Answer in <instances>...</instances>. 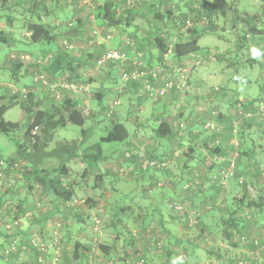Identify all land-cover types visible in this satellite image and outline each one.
Segmentation results:
<instances>
[{
    "label": "trees",
    "instance_id": "16d2710c",
    "mask_svg": "<svg viewBox=\"0 0 264 264\" xmlns=\"http://www.w3.org/2000/svg\"><path fill=\"white\" fill-rule=\"evenodd\" d=\"M68 1H71L72 3V1L74 2L78 0H0L1 44H7V46L10 47L12 41H15L12 34L13 32L10 31L17 28L23 29L26 31V33H28L26 44H34L39 47H42V45L45 47H49V45H55L57 48H59V52L64 54V56L68 59L67 68H65V70L68 72V77L63 78L65 81L74 82L76 84L82 85H90L91 82L96 79L98 75H101L104 69H106L107 71L106 73H104L105 80L111 81L112 84L108 86L102 85L101 90H99V92L96 94V106H92L89 102V109L87 112H85V106L80 105L77 99L68 98V92L65 90L63 91L65 95H61L59 99H56L55 93L49 89V84L55 81L56 76L50 74V76H54V80L51 81L48 79V63H39L37 60L40 56H34L30 53L29 56L31 57V60H25L21 58V55L25 54L26 52H16L13 50H10V53L6 54L5 56L6 61H8V64H6L4 68H7V70H9L12 75V78L16 80L19 85L16 84V82L14 83L17 85V87L14 86L16 88L15 92H12V89L7 87L9 98L5 101V103L0 104V133L7 137H11L17 131L20 130L22 131L21 137L23 138L22 142H20V140L16 141V154L14 156L9 157L8 159H4L6 162H8L6 172L10 171L9 169L13 164L20 163L19 160L23 159L25 162V164H22V166H24V170L26 167L31 166L33 173V178H31L32 180L29 179L26 182L28 184V191H30L31 193L35 187L34 185L36 184V181H38V183H40L42 186V193L44 195L46 193L50 194V196H52L53 199L56 200L59 205L66 204L67 202L72 201L75 198L81 197V195H78L77 193L78 187L80 185L73 184L72 182L69 183L68 180H66V176L68 173V168L65 163L66 160L76 161L79 158H84L87 162V166L83 169L82 177H85L87 173H91L89 167L93 166L98 161H107V158L103 155L102 143L121 142L123 140H127L128 137L130 139L129 126L126 125L125 121L117 117L119 105H117L116 108L112 109V111L110 112L111 102H109V100L113 99V97L120 99V96L125 93H128L131 96H135L136 99L139 100V102H145V100L151 99L148 96L147 91L145 92L138 90L139 83L136 80H129L130 82L126 83L124 85V88H121V90L115 88L120 83V70L124 67L125 71L129 72L135 68L132 61L128 62L127 64H124L123 66L122 64H115L110 60H105L102 64H99V66L97 67L98 69L100 68V70H97L92 75H88V73H86L84 66H96L97 60L99 59L100 54L103 52V46L101 44L98 45V48L100 49L102 47V50H98L96 48L94 53L86 52L83 56L80 57H76L75 55L70 53L71 49L68 48L65 43L68 42L72 44L73 42V39L71 38V36H69L67 31H69V28L71 25H73L74 21L69 18V12L65 9V4ZM124 1L125 0H98V2L96 1L97 7L94 12L97 25H95L94 27L96 28L100 26V28H102V34L104 36L107 35V30L111 32L117 29L119 33H122V36L124 37L119 38L117 43L118 45L115 46V49H121L125 42L128 41L130 43L128 45L129 48L133 49L132 52L129 53L130 56H134L137 51H140L142 53V57L144 58L146 67L142 66L139 70L154 68L156 66H164L168 61V56H170V58H172L173 61H175L176 63L182 64L184 63L186 58L190 57L197 60V58L200 59L198 56H200L202 59L203 55H209L207 54L208 50L203 49L202 46L198 43V39L205 30L213 33L216 32V21H224V19H227V17H230L231 21H233L234 24H238L239 21H242L245 23V26L247 25L246 27L242 26L239 44L235 48V53H242L243 49H245L246 51L248 50L247 54L249 52L252 54L253 50L255 49L257 51H261V54H264V18L262 15H259L260 20L258 21V23H253L251 21L252 16L246 19V17L240 15L241 11L236 6L237 0H187L182 5L185 10H180V2L182 0H134L133 4H124ZM92 3L94 4L93 0ZM162 3H166L168 6L170 5L171 9L167 8L166 10H163ZM118 5H121V9L118 7ZM140 8L141 12L143 10L147 11L146 13L152 14V18L149 19L145 15H142L143 21L138 23L135 22L134 30L124 32V30H128V28H130L132 24L134 25L132 17L135 15H139L138 12ZM174 12H177L176 15L174 14ZM254 12L256 13L257 11ZM155 18L161 21H164L165 19L171 20L173 24L176 25L177 31L175 32V35H173L172 37L170 36V33H173V29L170 28V23H167V21L165 20V22L158 26L152 23ZM76 21L78 22L79 20L77 19ZM201 23L205 24L200 26ZM256 24L258 25L256 26ZM143 28L145 30L148 28L151 31L147 30V36L145 38H140L141 36H139L137 30L138 32H140L143 30ZM73 30L75 33L74 35H76V37L81 34L77 26H75ZM185 30H191L192 32L187 34L185 33ZM64 35H66V37L68 38L63 39L60 45H58V37ZM111 38L112 37H109L108 39L111 40ZM145 40L147 44L151 45L150 50H147V48H145ZM103 41L106 40L104 39ZM103 41L101 43H104ZM253 45L255 46L253 47ZM221 53L217 54L219 58L224 57V53ZM237 55L235 56L238 57ZM251 57V59L255 61L260 58L261 61L259 62V65L261 64L264 67V55H254ZM251 59L249 61H251ZM241 61L242 59L237 61V67L235 70L236 72L238 68L241 67ZM76 62H80L81 64L76 65ZM243 62L246 63L245 60ZM113 71L115 73H113ZM36 73L44 74L46 83L41 80H35L34 74ZM147 77L152 83H154L151 74H149ZM22 78L26 80V83L24 85H27L29 79L30 82L28 85L32 86L30 88H27L26 93H21L20 86L22 84H20V80ZM38 86L40 88H37ZM22 87L25 88L23 85ZM262 88L264 91V85L262 86ZM213 89L214 92H220L221 95H227V90H225V88L218 87ZM175 90L176 87L175 85H173L172 88H170V97L177 95ZM40 91H43L44 93L42 101H40L38 97ZM229 93L231 94V91ZM167 98L169 97H166V99L163 98L161 99V101L159 99L160 102L158 103L166 105V101H168ZM260 99L261 97L258 100ZM238 102L239 106L242 109V114H238L235 111L233 116L234 118H230V138L234 135L232 130L234 119L236 117L240 119L243 117V113L250 110H254V108L251 109L247 107L244 102L239 99L234 100L233 104L237 106ZM15 104H19L21 111L24 115V120L22 122L23 128L20 126L19 122L5 120L4 118L5 111ZM208 111L210 114H212L213 109H208ZM218 112L219 111H217V113ZM201 114H205V111H202L200 114L197 115ZM219 115L220 113H218L216 117H218ZM97 116H101L102 119L104 121H107L108 124L105 126L104 134L99 137V141L94 143L91 147L94 148L96 151H93V153H86L84 154L85 156L82 157L79 154L80 144L82 143V140L84 141L91 134L90 131L96 124L95 121L97 119ZM179 116H181V113L178 115V117ZM247 119L250 120L251 118L243 117L242 124L247 121ZM86 121H89L90 125L87 129H82L81 140L59 141L51 150H45L46 142L49 141L53 136V130L58 127H64L68 123L82 126ZM196 122L190 124L188 127L193 126ZM242 124L238 125V135L240 133L239 129L241 128ZM256 125L260 127V130H262L261 122H257ZM34 127H37L38 130L35 134H32L31 131ZM175 128H178V125L175 124L172 119L167 120L159 116L157 117L153 125L155 136H157V139L159 140L170 137L174 133L177 134V130ZM38 132H41L43 135L39 136ZM133 146L134 148H138L136 145ZM230 146L233 148V150L235 149L233 145L230 144ZM240 147L241 142L240 146L238 147V152ZM129 150L130 148L124 149V152L120 155L121 159L125 161L130 160L134 162V164H132L131 170H128L125 176H129L133 173L136 167L135 164L140 165L136 153L131 152L130 157H126L125 154ZM45 157H50L54 160L59 161V163L56 165L55 168H52L51 170H48L47 168H42L40 164L43 163V159ZM146 157L148 159H156L158 161H162L166 158V156L154 155V149L150 150L149 148H146ZM254 159L255 157L251 156V162L254 161L255 163ZM225 163L227 165L228 161L225 160ZM236 164L238 165V156L236 158ZM257 168L260 171V168L258 166ZM157 169L164 173L166 172L167 168ZM110 170L114 175L123 176L118 171H116V167L111 168ZM108 172L109 170H106V173ZM106 173H103V171L100 170V172L95 177L99 179L100 182H102L101 179L103 178V176H105ZM198 178L200 179V177ZM195 179H197V175L192 179V174L190 173L189 178H186L184 180L185 182H192V184L187 187V189H183L185 192L191 195L194 192L199 193L200 190L202 191L204 186L202 179H200V183L198 184H195L193 182ZM158 182L159 181L156 182V186L158 185ZM20 183L21 182H19V184ZM171 183L170 186L174 187V183ZM91 184L93 185V187L95 186V182ZM17 185L18 184H16V186ZM161 185L165 186L167 184ZM215 186L222 188L220 185L217 186L215 184ZM88 201H91L90 204L88 203ZM176 202L180 204L183 203L182 201L175 199L167 200L166 204L169 210L181 212L182 214H184L187 228L190 230L196 226L199 228L198 235L203 233L201 236L205 237L204 230L206 229L202 225L200 216L196 215L195 223L193 225H190L188 221L189 211L187 210V208L186 210H177L174 206L170 205L172 203L176 204ZM85 203H88L89 208H93L96 205V202L91 198L85 199ZM251 204H253V202H247V205ZM258 205H260V203ZM62 208L64 209L62 210L64 213L65 210H72V208L74 207H67L66 205H63ZM244 212L245 211H242V216H237L236 212H233L232 215H230V217H232V221L235 222L237 225H241L244 223H252V219H247ZM80 219L83 221L84 218ZM138 223L139 224L135 226H130L127 223H123V225L119 226L116 223H112L113 230L115 231L114 238L110 241V243L100 242L98 244L99 255H105V259L112 258L116 262L117 260L115 259V253H112V249L116 246L117 239L122 236H124V240H132L136 237L139 238L140 235L144 236L143 234H140V230L143 231L144 228L150 227V229H152L153 234L150 237L144 236L145 239L152 240V247L154 249L162 250L164 247V241L162 240V238L159 237V234L153 230L154 228L152 226V223H150V220H146V218L144 217L141 220H138ZM0 225H2L1 222ZM6 229L8 231L12 230V226L9 229ZM134 229L137 230V233H133ZM127 232H129V234H127ZM33 233H31L30 235H32ZM241 235H245L247 239H249L245 243L241 242ZM252 236L254 235H250V233L241 232V234L239 233L238 241L243 244H251L254 249L255 245L253 243ZM54 237L55 235L52 233L50 239L44 241H52ZM91 239L92 238L90 237L87 240V245L83 249L84 260H82L81 264L86 263V253L90 250V244L92 242ZM195 239L196 237L190 235L189 239H185L187 240L185 241V243L192 246L195 244ZM13 240H15V238L12 237L11 234H9V236L7 237L8 242H6V244L2 248V250H4V252L8 256L14 251L16 252V250L21 249L22 245H24L21 241L18 240L16 241L14 248L9 250L8 248L12 247L11 245ZM159 240L161 244L157 246V242ZM28 243L29 241H27V244ZM133 243L134 242H132V244ZM28 246L30 247L31 252L35 254V257H38L40 252L30 244H28ZM137 252L138 251H136L135 253V261L140 258V256L137 255ZM163 253L165 255V264H178V262H176V259L180 253L175 255V259L171 257L173 255L171 251H164ZM141 257H143L144 259L143 264H147V258L143 253L141 254ZM168 258H170L171 261H166V259ZM134 264H136V262H134Z\"/></svg>",
    "mask_w": 264,
    "mask_h": 264
},
{
    "label": "crops",
    "instance_id": "0c3cea01",
    "mask_svg": "<svg viewBox=\"0 0 264 264\" xmlns=\"http://www.w3.org/2000/svg\"><path fill=\"white\" fill-rule=\"evenodd\" d=\"M258 9L259 11L256 13L252 10L250 14H248L247 10H244L240 12V15L246 17V19L252 16L251 21L253 23H258L260 18L259 15L264 12V8L263 6H260ZM140 10L141 8L139 9L138 16L142 17L141 15H145L147 11L142 10L141 12ZM257 25L258 24H256V26ZM254 46L255 45H253V47ZM36 48H38V52H41L39 50L40 47L36 46ZM42 49L44 51L46 50L45 48ZM241 58L246 59L244 54L241 55ZM186 60L191 62L192 59L189 57L186 58ZM194 64H191L188 69L189 75H191L192 88L188 90V93L185 94L181 101L188 107L186 113L188 114L187 116L196 115L198 114L196 111L197 106L200 104L199 102L202 100L203 94H205L208 98L206 104L208 105V108L205 110V114L199 115V120L195 123L196 125L194 124L193 126L188 127L181 135L174 133L170 137H167L165 143L161 142L160 144L161 150L158 148H152L154 149V155L156 156H168L173 153V150H178L179 155L174 158L171 167L167 168L166 172L162 173V171H158L157 169V171H153L149 174L151 183L148 179V175L142 173L144 170H142L139 164H135L136 174L143 175L145 179H147L149 187L144 188L145 192L143 194H139V201H136L135 203L138 208H134V213H136L132 215L135 220H141L145 217L146 220H150L152 226L155 225L154 227L159 228V231H161L160 235L167 236V239L164 241L163 249L155 250L158 253L160 260L158 259L157 254L154 256V254L147 252V248L150 249L151 252H154L152 240H146L144 236L140 235L139 238H142L141 241L144 244L142 251L136 241L138 239L137 237L132 240H124V236H122L123 242L127 244L124 249H122L123 251L116 252L115 250L116 248L117 250L120 248V246H117L120 245L119 239H117L116 248L114 247L112 249V253H115L114 255L117 264H134L135 252L139 250H141L142 253L144 252V255L147 257V264H149L150 260L154 258L158 260L156 264H165L164 251H171L173 254L171 256L172 258L181 252L185 255L187 254L186 256L188 257L189 255H192L194 258L193 262L198 264H203L205 262L209 264H237L236 262L238 259L247 256L248 252L253 249L251 244H243L238 241L239 233H250V235L256 234L255 236L260 237V229L264 228V219L260 218L264 208V174L261 173V170L259 171L258 168H255L257 166H255L250 160L253 155L264 157V144L261 142L262 140L258 141L255 138V135L259 137L261 130L260 127L253 122L254 118H251L250 120L247 119L239 129V136L242 144L238 156V174L244 177L247 185L254 188L255 193L250 192L247 185L240 184L235 178L230 179L226 187L220 188L215 186L217 183L213 182L210 177L212 174H216L220 168L226 166L225 160H222L221 158L232 156L233 148L229 144L231 139L229 127L230 118H234L233 116L236 111V106L233 104V101L241 99L247 107L255 109L258 99L264 94L262 88L264 85V72L263 77L260 76L259 80H257V77L253 78L249 72L248 63L246 62L244 65H241L237 72L234 71V79L237 82L236 84L234 83V85H231L234 88H229L226 84L223 85L225 90H227V95H221L220 92H214L213 88H203V81L197 77L200 68H194L196 70L195 72L193 69ZM259 67L264 69L261 64ZM216 75H218L217 72ZM216 75L213 70L207 71V79L205 78L207 83L215 80L218 77ZM25 83L26 80L22 78L20 84L23 85ZM236 86H239V88H236ZM207 89H209L208 92H206ZM229 90L231 91V94L229 93ZM2 94L0 93V96ZM178 97L179 95L177 94L167 98V100L174 101ZM195 100L198 102L194 103ZM190 101H192V103L188 105L187 102ZM168 103L169 102L166 101V105L158 103L153 106V109L158 111L156 112L157 114H155L157 117L159 116L167 120H175L178 117V114L177 116L175 114H168ZM208 109H216L219 111L218 113H220L218 117L214 118L218 124L216 131H209L205 128V122L212 119ZM184 114L185 112L181 113V116L183 117ZM253 124H255V126ZM130 139L128 141H130ZM252 165L254 166V169L249 170V167ZM190 173L192 176L197 175L200 177L204 183L202 191L200 190L199 193L194 192L192 195L185 192L182 188L183 183L185 182L184 180L189 178ZM131 176L132 175L130 174L127 178L129 179ZM104 178L105 176L101 179L102 182H105ZM157 181L159 182L156 186ZM171 182L174 183V187L170 186ZM161 184L167 185L164 186ZM157 188L159 193L151 196V192ZM21 189L23 188L17 187L15 192H13L12 196L14 197L11 198V202L8 204L7 209L1 218L0 264H43L37 262L33 253L19 249L8 256L2 248L6 242H8L7 237L9 234H11L15 240L18 239L19 241H24L29 234L34 232L39 234L43 240H49L57 222H61V235L58 240L61 246L60 264H81L82 260H84L83 249L87 245V240L91 237L89 236V227L88 224H86L88 221L86 220L90 211H92V208L90 209L87 204H84L83 207H74L72 210H65L63 213L62 210L64 209L62 208V204L59 205L52 196L49 195L50 197H47V200L35 202L34 199L31 198L30 191L23 193ZM256 189L259 190L256 192ZM7 194L8 193L5 195ZM4 199L5 196L0 198V206ZM169 199L182 201L186 204L189 213L192 212L195 213V216H200L202 225L206 229L204 230L205 237L201 236L203 233L198 235L199 232L187 236L184 232H181L182 229L185 231H191L192 229L189 230L187 228L184 214L169 210L166 204ZM247 202H253V204L247 205ZM146 203H149V205ZM161 203H165V205H162ZM259 203L260 205H258ZM245 209H248L252 213V223L237 225L232 221L230 215H232L233 212H236L237 216H242V211ZM80 218H84L83 221ZM214 225L223 226V237L220 239V246H215L211 241L208 243L205 240L206 237H209V240L211 239V236L208 233L212 231ZM11 226L12 230L8 231L6 228L9 229ZM127 234H129V232H127ZM190 235L196 237L194 240L195 244L192 246L185 243V238H189ZM132 242L134 243L132 244ZM148 244H150V246ZM237 246L240 248L237 249ZM135 247L137 248L135 249ZM21 249L25 250L26 248ZM199 251L205 253L203 259L198 256L200 255ZM47 257H50V255L48 254ZM105 257V255H102L101 260L105 259ZM166 261H171V259L168 258ZM44 263L49 264L47 262ZM254 263L263 264L260 262H250V264Z\"/></svg>",
    "mask_w": 264,
    "mask_h": 264
},
{
    "label": "rangeland",
    "instance_id": "374dc122",
    "mask_svg": "<svg viewBox=\"0 0 264 264\" xmlns=\"http://www.w3.org/2000/svg\"><path fill=\"white\" fill-rule=\"evenodd\" d=\"M93 1H94V4L91 3L89 6L80 5V3L78 1H74V2L72 1V3H71V1H68L65 4V9H66V11L69 12V18L72 19V21H74L73 25L70 26L69 31H67V33L73 39L72 40L73 41L72 42L73 47L70 50V53L75 55L76 57L83 56L86 52L94 53L96 48L98 50H100L102 48V47L100 49L98 48L99 47L98 45H100V44L103 46V50L108 49V48H113V47L115 48V46L118 45L117 43H118L119 38L124 37V36H122L123 35L122 33H119V31L117 29H115L111 32V37H112L111 40L108 39L106 41H103L104 43H101L102 41H94L95 37L93 39L91 34H92V29L94 28L95 25H97L94 10L97 7L98 0H93ZM126 1L127 0L124 1V4L127 3ZM184 2H185V0H182L180 2V6H181L180 10H182V9L185 10L182 6ZM236 6L240 11L247 10L248 14H250L252 10L253 11H259L258 8L260 6H263V8H264V0H237ZM118 7L120 8L121 5H118ZM139 7H140V5H139ZM162 8H163V10H166L167 8L171 9L170 5L168 6L166 3H162ZM176 13L177 12H174L175 15H176ZM261 15L264 18V12H262ZM145 16L149 19L152 18V14H150V13H146ZM77 19L79 20L78 22L76 21ZM132 20L134 22V25L132 24L130 26V28H128V30H124V32H129V31L134 30L135 29L134 28L135 22L138 23V22L143 21L142 17H140L138 15L133 16ZM154 20L152 21V23H154L158 26H160L166 20L167 23L171 24L170 28L173 29V33H170V36L172 37L173 35H175V32L177 31L176 25L173 24V22L171 20L165 19L164 21H161L157 18H155ZM259 20H260V18H259ZM216 22H215L216 23V27H215L216 32L213 33V32L205 30L198 40V43L201 44L202 48L208 50L209 53L207 52V54H209V55H206V56L203 55L202 59L200 61L197 60L196 62L194 61V59H192L193 61L191 60V62L189 60L188 61L185 60L184 61L185 68L188 70L190 68L191 64H194V63L197 64V65H195V64L193 65V69L194 68H200L199 75L197 77L201 81H203V88H209V89L210 88H218V87L225 88L223 86L225 84L228 85L229 88H234L231 85H234V83L236 84L237 82L235 81L233 74H234V71L236 70V67H237V61L241 60L242 59L241 54H244V57H246V59H242L241 65L245 64V62H243L245 60L248 63L247 65L249 66L248 67L249 72L251 73L253 78L257 77V80H259L260 76L263 77L264 69L259 67V62L261 61L260 58L257 61L252 60L251 59L252 54L250 52L248 54H246L245 49H243L242 53H235V48L237 47V44L239 43L240 34H241L240 32L242 31V26L246 27L247 25L245 26V23L242 21H239L238 24H234L233 21H231L230 17H227V19H224V21L217 20ZM204 24L205 23H201L200 26H202ZM75 26H77L78 30L81 33L78 37H76V35H74L75 33H74L73 28ZM98 27H100V26H98ZM147 30H150V29L147 28L145 30L143 28L142 31L139 30L140 32H138V30H137V33L139 34V36H141L140 38H145L147 36V34H148ZM10 32H13L12 34H13V37L15 40V41H12V43L10 44V47L7 46V44H1L0 43V93L1 94L3 93L0 96V104L5 103V101L9 98L7 87L8 88H10V87L13 88L14 86L17 87L16 84H18L17 81L12 78V75L9 72V70H7V68H4V66H6V64H8V61H6L5 56H6V54L10 53V50H13L16 52H26V53L29 52L27 54L30 55V53H31L34 56L38 55V56H40L39 59L41 61L45 56L49 55V59L46 62V64L48 63V68H47L48 69L47 76H49L48 79L52 81V80H54V76H56V79L53 82V83H55L58 81V79H63V78L68 77V75H67L68 72L65 70V68H67L68 59L64 56V54L59 52L60 51L59 48H57L55 45L54 46L49 45V47H44L42 45V47H40V49H39L41 52H38V48H36V45L26 44L28 33H26L25 30L17 28V29L10 31ZM190 32H192V31L191 30H185V33H187V34H189ZM89 35H90V37H89ZM67 38L68 37H66V35L59 36L57 39V44L60 45L61 41L63 39H67ZM144 44H146L145 48H147V50H150L151 45L147 44L146 40H145ZM42 48H45L46 50L44 51ZM222 51L224 54L221 53ZM220 53L224 55L223 58L218 57L217 54H220ZM235 55H237L238 57H236ZM167 58H168V60H173L172 58H170V56H168ZM250 59H251V61H249ZM75 64L78 65L81 63L76 62ZM84 69L86 70V73H88V75H92L97 70H100V68L98 69L97 66L92 67V65L91 66H84ZM210 70H213L215 72V75L217 72L218 75H216V76H218V77L215 80L209 81L210 83H207L206 75H207V71H210ZM106 71L107 70L104 69L102 71V74L98 75L96 77V79H94L91 82V84L88 85V90H87L88 94L86 95L85 98H86V101L88 103L90 102V104L94 107L96 106L95 101H97L96 94L99 92V90H101L102 85H104V86L112 85L111 81L105 80L104 73H106ZM188 72H189V70H188ZM195 72H196V70H195ZM113 73H115V72L113 71ZM50 74H53L54 76H50ZM194 75H195V73H194ZM188 79H189V84H187L185 86V88H187V89L185 91H182L180 94H178L179 97L177 99H175L174 101L168 100L169 103L167 104L168 105L167 112H168V114H171V115L175 114L177 116V114L179 115L180 110L183 108V112H185L183 118H186V119L188 117L199 118L198 117L199 115H197V114L187 116L188 114H186V113H187L188 107L185 103H182V101H181V99L185 96V94L188 93V90H190V88H192V86H191V75H189ZM15 82H16V84H14ZM29 82L30 81L28 79L27 85L23 84V86L25 88H23L21 85L20 86L21 90H23V89L27 90V88L32 87L31 85H28ZM117 86L115 88H118ZM37 88H40V87L38 86ZM236 88H239V86H236ZM209 89H207L206 92H208ZM43 95H44L43 91H40L39 95H38L40 101H42ZM90 97H91V100H90ZM120 97H121L120 98L121 105H119L117 117L119 119L125 121L126 125L129 126V132L131 134V135L129 134V136L131 138L130 141H128V139H129V137H128L127 140H123L121 142H105V143H102L103 155L107 158V161H103V162L98 161L93 166L89 167L91 173L90 174L87 173V175L85 177H82L83 169L87 166V162L84 158H79L76 161L75 160H66L65 161L66 166L68 168L66 180H68L69 183L72 182L73 184L80 185L78 187V192H77L78 195H81L80 198H86V199L91 198L92 200H94L96 202V205L92 208V211H90V213H89V216L86 220L88 222H86V224H88V226L91 224L93 216L95 214H98L100 216V218H101V223H100L101 224V230H100V233L98 232L99 234L97 236L99 237L100 242H103V243H108L111 240H113V238H114L115 231L113 230L112 223H116L119 226L123 225V223H127L130 226H135V225L139 224L138 220H135L133 218L132 214L136 213V212L134 213V208H138V206H136L135 203H136V201H139L140 195L145 192L144 188L149 187L147 179H145V177L143 175H137L135 170L133 171V173L131 171L132 176H131V178L128 179L127 178L128 176L124 177V176H118V175L112 174L110 169L114 168V167H116V168L121 167L124 170H126V169L128 170L129 167L132 166V164H133L132 161H130V160L125 161V160L120 158L121 157L120 155H121V153L124 152V149L130 148L131 146H132L131 148H133L134 147L133 145L140 146V147L145 145V148H149L150 150L152 148H158L161 150V145H160L161 142L165 143V141H166V138L162 139V141L157 139V136H155V132L153 129L154 122L157 119V116H156L157 113L156 112H158V111H155L153 109V106L158 104V102H160L161 99H160V101L150 99V100H145V102L144 101L139 102V100H137L135 96H133V95L131 96L128 93H125V94L121 95ZM207 99L208 98L206 97V95L203 94V98H202V100H200V102H199L200 104L197 106L196 111L198 112V114H200L202 111L204 112L205 110H207V108H208V105H206ZM197 102L198 101L195 100L194 103H197ZM187 103H188V105H190L192 103V101L187 102ZM184 105H185V107H184ZM158 110H160V109H158ZM183 112H181V113H183ZM4 118H5V120H9V121H13V122H19L20 126L23 128L22 122L24 120V115L21 111L19 104H15V105L11 106L10 108H8L4 113ZM177 119L178 118H176L175 120H177ZM95 122H96V124L93 126V129L90 131L91 134L89 135V137H87L84 141L82 140V143L80 144L79 154L82 157L85 156L84 154H86V153H93V151H96L94 148H91V147L94 143L99 141V137L102 134H104L105 126L108 124L107 121H104L101 116H97V119ZM206 122L207 123L205 124V128L207 130L211 131L208 128V125H210V124L213 125V127L217 126V128H218V124L216 123L215 119H210ZM89 125H90V122L86 121L82 126H78V125L68 123L64 127L56 128L55 130H53L52 138L46 142L45 150H51L52 148H54L56 143L59 141L81 140L82 129H87ZM253 125L255 126V124H253ZM21 132L22 131L19 130L14 135H12L11 137H7V136L0 133V158L8 159L9 157L14 156L16 154V141H19V140H20V142L23 141V138L21 137V135H22ZM38 135L42 136L43 134L41 132H38ZM259 137L257 135H255V138L258 141L262 140L261 142H263V144H264V137H263L262 131H261ZM237 138L241 142V138L239 135L237 136ZM126 142H127V144H126ZM231 142H233V140ZM241 144H242V142H241ZM178 155H179V151L173 150V153L166 156V158L168 159V167H171L174 158H176ZM253 157H255V159H254L255 163H254V161L252 163L255 166H258L260 168L264 164V157H262V156L260 157L259 155H253ZM19 162H20V164H25L23 159H20ZM58 163H59V161H57V160H54L50 157H48V158L45 157L43 159V163H41L40 166L42 168H47L48 170H51L52 168H55ZM107 168H109V169H107ZM255 168H257V167H255ZM250 169L251 170L254 169V166L253 165L250 166L249 170ZM100 170H102L103 173L104 172L106 173V170H109V172L105 174V178H104L105 182H100V180L95 177L100 172ZM142 170H144L142 172L143 174L148 175V179L151 183V180L149 178V174H151L153 171H157V168L150 166L147 168H142ZM261 173L264 174L263 169L261 170ZM23 174H24L23 180H21L20 184L16 183V184H18L17 186L15 185L14 187H7L4 183L6 177H4L5 179H4L3 183L0 182V198L5 196V199L3 200V203L0 206V222L2 221L1 218H2L3 213H5V210L7 209L8 204L11 202V198L14 197V196H12V194H13V192H15L17 187H22L23 189H21V190L23 193L28 191V187H27L28 184L26 182H27V180L33 178L31 166L26 167L25 170L23 171ZM235 179H237L240 182V184L247 185L244 177L242 175L238 174V167H237V175H236ZM93 182H95L94 187L91 184ZM37 184H40V183H38V181H36V184L34 186H36ZM247 187H248V189H250L249 190L250 192L255 193L254 188L252 186L247 185ZM258 190L259 189H256V192ZM6 193H8V194L5 195ZM158 193H159V190L157 188L156 190L151 192V196L156 195ZM49 195L50 194H48V193H46L45 195L43 193L37 194L34 191V189L31 192V198H33L35 202L41 201V200L42 201L47 200V197H50ZM187 196H188V194H187ZM90 202L91 201H88L89 204H90ZM88 203H87V206L89 208ZM146 204L149 205V203H146ZM161 204L165 205V203L164 204L161 203ZM181 204H182L183 210H186V208H187L186 204L185 203H181ZM76 207H83V204L77 205ZM189 214L191 215V214H195V213L191 212ZM260 218L264 219V208L262 210V214H261ZM125 220L127 222H125ZM56 224H60V227H61V222L60 223L57 222ZM220 225L219 226L214 225V228L212 229V231H210V233H208L211 236V239L209 240V237H206L205 238L206 242L209 243L211 241L213 245L220 246L219 242L221 241L220 239L223 237L222 236L223 226H220ZM154 226L155 225H153V228H154L153 230L159 234V237L162 238L163 241H165L167 239V236H164V235L162 236V234L160 235L161 231H159L158 227H154ZM89 232H90L89 236H92L93 232L90 229H89ZM181 232H184L186 236L189 234L193 235V234H197L199 232V228L195 226L191 231H185L184 229H182ZM184 233H183V235H184ZM38 236H39V234H38ZM33 237H36V236L29 234L27 239H25L24 241L21 240V242L26 243L28 240H31ZM185 239H189V238H185ZM141 240H142V238H138L137 242H138L139 248H141V250L143 251L144 244ZM222 240H224V239H222ZM16 241H18V239H16ZM119 241H120V245H117V246H120V248L117 250V248L115 247L116 252H122L123 251L122 249H124V247L127 245L126 243L123 242L122 237L119 238ZM185 241H187V240H185ZM196 243H198V242H196ZM199 243H201V242H199ZM204 244H206V243H204ZM148 245L150 246V244H148ZM25 246H26L25 250H23V249H20V250L32 253L28 244ZM136 248L137 247H135V249ZM239 248L240 247H238L237 249H239ZM141 250H139V251H141ZM153 250H154V252H151V250L147 248L148 253L150 252V254H154V256H155V254H157V256H158V253L155 251L158 249H153ZM181 253H183V252H181ZM48 254L50 255V257H47ZM51 254H52V250L48 249V251L45 252L43 255V262L42 263L45 264L44 262H47L49 264H60L61 263V250H60V254L57 255V259H53ZM143 254H144V252H143ZM199 254L201 255L200 256L197 254L199 256V258L203 259L205 256V253L199 251ZM33 255L35 256L34 253H33ZM101 256L102 255H97L96 264H102L101 263ZM35 258L37 259V257H35ZM186 258H187L189 264H194V262H193L194 258L192 255H189V257L186 256ZM158 259L160 260L159 256H158ZM151 261H153V262H151ZM157 261L158 260L156 258H154V259L150 260L149 264L150 263L156 264ZM260 263L264 264V261H261Z\"/></svg>",
    "mask_w": 264,
    "mask_h": 264
},
{
    "label": "built area",
    "instance_id": "2783aa9c",
    "mask_svg": "<svg viewBox=\"0 0 264 264\" xmlns=\"http://www.w3.org/2000/svg\"><path fill=\"white\" fill-rule=\"evenodd\" d=\"M92 0H78V2L80 3V5H84V6H89L92 2ZM128 4H133L134 0H127L126 1ZM107 35L104 36L102 34V28L100 27H94V29H92V34L91 36L95 37L94 41H103L108 40L109 37H111V32L109 30L106 31ZM264 43V42H263ZM66 46H68V48L72 49L73 45L71 43L66 42L65 43ZM130 43L128 41L125 42V44L123 45V47L121 49H115V48H108V49H104L103 52L100 54L99 59L97 60L96 66L98 67L99 64H102L103 61L105 60H110L112 62H114L115 64H122L124 66V64H127L128 62L132 61V63L134 64L135 68L132 71H125V68L123 67L120 70V83L118 84V88L119 90H121V88H124V85L128 82H130L129 80H136L139 85H138V90L139 91H147L148 96L153 99L158 101L159 99H163L166 97L170 98V88H172L173 85H175L176 90L175 92L177 94H180L182 91H185L187 88H185V86L187 84H189V72L188 70L185 68V63L179 64L176 63L173 60H168L166 62V64L164 66H156L154 68H149V69H140V67L144 66L146 67L144 58L142 57V53L140 51H137V53L134 56H130V52H132L133 49L129 48ZM258 55H264L261 54V51H257ZM263 53V51H262ZM202 56V55H201ZM252 56H254V54L252 53ZM200 59L197 58L198 61L201 60V57L198 56ZM21 58L25 59V60H31V57L29 56V54L25 53L21 55ZM49 59V55L45 56L42 61L40 59H38L37 61L39 63H45L47 62ZM193 59V58H190ZM195 62L197 61L196 59H194ZM138 66V67H137ZM149 74L152 75L154 83H152L149 78L147 77ZM147 75V76H146ZM44 74H40V73H36L34 74V79L35 80H41L44 83H46V80L44 78ZM11 88V87H10ZM12 92H15L16 88H11ZM49 89L51 91H53L55 93L56 99H59L60 96L65 95V93L63 92L64 90L68 92V98H73V99H77L79 101L80 105H84V111L87 112L89 109V105L88 102L86 101V95L88 94L87 90H88V85H82V84H76L74 82H69V81H65L64 79H58L57 82L55 83H50L49 84ZM27 90H21V93H26ZM63 92V93H62ZM71 92V94H70ZM109 102H111L110 104V112L112 111V109L116 108L117 105H120V99L113 97V99L109 100ZM236 112L238 114H242V109L239 106V102L237 103L236 106ZM218 110L213 109L212 111V119H214L218 113ZM183 112V108L180 110V113ZM179 113V114H180ZM243 117L245 118H254L253 122L257 123V122H261V127H262V133H263V137H264V95L263 97H261L260 100H258L257 104H256V108L252 111H247L245 113H243ZM242 117V118H243ZM177 120H173V122L175 124L178 125V128H175L177 130V134L181 135L186 129L187 127L196 122L198 120L197 117H188L183 118L181 116L177 117ZM242 118H235L233 121V133L234 135L231 137L230 139V144L234 146V150L232 152V156L228 157V158H222V160H226L228 161V164L225 167L220 168L216 174H212L211 180L213 182H216L217 185H220L221 187H226L229 180L233 179L236 177L237 175V167L238 165L236 164V158L237 156H239V152H238V147L240 146V141L238 140L237 136H238V125L242 124ZM256 119V120H255ZM207 122H205L206 124ZM208 128L211 131H215L217 130V126L213 127V125H208ZM37 127H34L33 130L31 131L32 134H35L37 132ZM233 140V142H231ZM138 148H131L130 150L127 151V153L125 154L126 157H130L131 152L132 153H136L140 162V166L142 168H147L148 166H152V167H156L159 169H164V168H169L168 167V159L165 158L162 161H158L156 159H148L146 157V148L145 145L140 147L137 146ZM134 164V162H133ZM6 167H8V162H6L4 159H0V182L3 183L4 181V177H6L4 183L7 187H14L16 185V183L21 182V180H23V171H24V166H22V164L20 163H15L10 167V171L6 172ZM132 166L129 167L128 170H131ZM263 169L264 172V164L260 167V170ZM128 170H124L123 168H116V171H118L121 175L125 176L126 173L128 172ZM196 176V175H195ZM192 176V179L195 177ZM195 184L200 183V179L197 176V179H195L193 181ZM192 184V182L187 181L184 183L183 189H187V187H189ZM34 191L37 194H42V186L41 184H37L34 187ZM85 199L86 198H75L72 201L67 202L66 204H62L66 205L67 207H76L77 205L80 204H85ZM171 206H174L175 209L177 210H183L182 204L176 202V204H170ZM246 218L247 219H251L253 217L252 213L248 210L245 209L244 210ZM188 221L190 225H193L196 221V216L194 214H189L188 216ZM101 218L95 214L93 216L92 222L91 224L88 226L89 229L93 232L92 236H91V244H90V250L86 253V263L85 264H96V260H97V255H99V249H98V244L100 243L99 237L97 236L100 233L101 230ZM60 224H55L54 227V231L53 234L55 235L54 239L52 241H48L45 242L42 238H40L38 236V234L33 233V237L31 240H28L31 246L35 247L36 250H38L40 253L37 257V262H43V255L45 252L48 251V249L52 250V258L53 259H57V255L60 254V244L58 242L59 238H60ZM151 228V227H150ZM150 228H144L143 231L140 230V233L143 234L146 237H150L153 232L152 229ZM99 232V233H98ZM133 233H137V230H133ZM249 239V238H248ZM247 237L245 235H241L240 236V241L241 242H246ZM253 239V243L255 245V248L252 249L247 257H242L238 260V264H248L251 261L253 262H261L264 261V228L260 229V237L257 236H252ZM16 244V240L12 241V247L8 248L13 249L14 246ZM161 242L160 240L157 242V246L160 245ZM27 242L26 244L22 245V248H26ZM142 252L138 251L137 255L140 256L139 259H137L135 262L136 264H143V257H141ZM51 258V259H52ZM116 259V258H115ZM102 263L105 264H116L115 260L111 259H102L101 260ZM176 262H178V264H189L188 260L186 258V255L184 253H180L176 259ZM196 264V263H194ZM203 264H209L207 262L203 263Z\"/></svg>",
    "mask_w": 264,
    "mask_h": 264
},
{
    "label": "clouds",
    "instance_id": "9594fccd",
    "mask_svg": "<svg viewBox=\"0 0 264 264\" xmlns=\"http://www.w3.org/2000/svg\"><path fill=\"white\" fill-rule=\"evenodd\" d=\"M253 54H254V55H258L257 50L254 49V50H253Z\"/></svg>",
    "mask_w": 264,
    "mask_h": 264
}]
</instances>
